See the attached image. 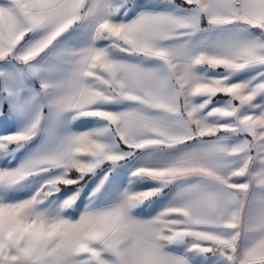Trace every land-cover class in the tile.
<instances>
[{"label": "snow or ice", "instance_id": "obj_1", "mask_svg": "<svg viewBox=\"0 0 264 264\" xmlns=\"http://www.w3.org/2000/svg\"><path fill=\"white\" fill-rule=\"evenodd\" d=\"M176 7L187 15L142 12L128 22H114L107 18L104 0H0V60L13 54L30 33L43 30L16 54L27 64L84 16L96 18L95 38L112 40L104 48L78 50L59 79L42 85L51 89L48 102L56 110L99 117L107 126L69 136L18 168L0 169V183H17L41 165L66 173L75 170L82 178L104 161L115 163L128 153L115 152L100 139L109 132L133 149L218 137L166 166L133 173L162 185L199 178L181 191L176 205L151 220L135 219L129 209L160 188L128 194L123 202L85 211L76 220L39 208L60 191V184L77 183L63 175L47 181L48 190L29 199L0 202V264H190L185 255L166 250L186 239L187 251L218 255L225 264H264V100L255 102L264 96V0H181ZM205 19L209 32L237 27L210 45L163 43L195 35ZM247 28L258 30L259 36L239 35ZM113 49L154 58L160 65L144 67L116 59ZM203 65L230 73L259 70L247 81L230 82L229 76L198 74L197 66ZM200 96L207 99L195 102ZM213 97L227 99L201 115ZM119 100L134 106L120 112L93 108ZM246 105L258 111H248ZM207 116L227 122L210 123ZM221 133L243 138L230 145L222 142L227 136ZM31 135L34 132L27 131L0 138V147ZM240 177L247 179L236 182ZM77 196L65 198L60 209L72 206ZM242 238L250 241L246 247L240 244Z\"/></svg>", "mask_w": 264, "mask_h": 264}, {"label": "rangeland", "instance_id": "obj_2", "mask_svg": "<svg viewBox=\"0 0 264 264\" xmlns=\"http://www.w3.org/2000/svg\"><path fill=\"white\" fill-rule=\"evenodd\" d=\"M152 1L104 0L108 6L107 18L114 22H121L134 4ZM88 2L91 3V0ZM96 24L95 17L84 16L57 37L48 49H60L59 51L63 52L68 51L70 46L77 52L88 46L104 48L111 45L110 38H95ZM42 32L43 30L30 33L25 40L21 41L13 54L0 60V113H4V115H0V138L18 132H34V135H31L28 140L8 143L5 147H0V169L18 168L51 152L63 139L69 136L102 129L108 124L107 121L99 117L77 116L74 111H58L49 104L51 89L46 90L42 85L56 81L63 74V72H52V50L47 51L48 49H46L27 64L16 59V54L30 46ZM74 35L75 39H71L70 37ZM68 39H70L69 44ZM116 50L113 49V51ZM157 65L159 66V64ZM216 75L227 74L221 72L214 74V76ZM205 99L207 97H204ZM226 99L227 97L220 100ZM122 102L123 108H129L131 105V102L119 100L98 103L93 108L119 112V107H121L119 104ZM34 124L35 128H33ZM100 139L112 146L113 151L121 154L128 153V155H124L123 159L115 163L104 161L91 172L84 174L82 178H79L80 173L75 170L66 173L63 168L59 167L37 166L31 175L17 183L10 185L0 183V202H19L29 199L40 190L47 191L49 187L47 181L63 175L68 179L77 180V183L60 184V191L45 198L38 207L48 209L51 213L60 211L61 216L76 220L85 211L117 205L123 202L128 194L154 188H160L159 192L164 191L168 184L162 185L159 181L158 184L153 185L158 180L147 175H133V173L137 169L145 167L144 164L149 161L153 163L166 162L168 165L201 142L216 140L207 137L200 138L201 141L198 140L197 144L187 141L174 146H148L142 149H133L124 145L120 138L113 135L112 132L105 134ZM86 159L91 158L87 157ZM41 168L45 170H40ZM75 193H78V196L74 204L61 210L60 206L63 200ZM154 197L157 201L159 193L153 195L152 198L154 199ZM150 201L154 203L153 200ZM150 201L146 206L144 200L131 207L129 215L139 220L154 219L155 205L153 204L151 207ZM249 242L248 239L242 238L240 244L242 247H246ZM166 250L173 253L179 251L178 242L172 243L170 248L167 245ZM189 255L191 263L225 264L222 257L212 253H205L203 256L192 250L189 251Z\"/></svg>", "mask_w": 264, "mask_h": 264}, {"label": "crops", "instance_id": "obj_3", "mask_svg": "<svg viewBox=\"0 0 264 264\" xmlns=\"http://www.w3.org/2000/svg\"><path fill=\"white\" fill-rule=\"evenodd\" d=\"M179 3H181V0H174V2H171V0H153L152 2L134 4L131 7L130 12L125 15V18L121 22H128L134 19L137 15H139L142 12H152V13L165 12V13H172L176 15H187V12L183 8L176 7V5ZM236 27L237 26L235 25H229V26H226L224 29H214L209 32L206 30L208 28V25H207V20L205 19L201 21L202 31L190 37L189 36H176L168 41H164L163 43L165 45H175V44H181V43L188 41L190 42V45H198L203 41L204 43L210 45L214 43L216 40H218L219 38H221L223 35H225L227 32L235 31ZM239 35L245 38H253L254 36H259V31L255 29L247 28L246 30L239 32ZM70 38L75 39V35L71 36ZM67 42L69 44L70 39H68ZM51 50L52 48L48 49L47 51H51ZM59 50L60 49L52 50L53 52L51 54L52 56V63H51L52 66L51 67H52L53 73L63 72L64 69L69 66V62L75 58L73 54L76 51L73 48L71 49L70 46H69L68 51L61 52L62 50L61 51ZM111 55L116 59L127 60L132 63L140 64L141 66H144V67H158L157 64L160 65V62L154 58H145V57L135 55V54H128V53L120 52L118 49L116 51L112 50ZM258 70H259L258 68L253 67V68L239 70V71L230 73L226 71L225 69H223L222 67L213 69L207 65H203V66H197L196 68L197 73L205 77H218L219 75L214 76V74L225 72L227 75H223V76H229L230 82L247 81L251 77L256 75V72ZM257 79H259V77H257ZM262 100H264V96L257 97L255 102L260 103ZM203 101H204L203 96L195 98V102L197 103H201ZM225 101L226 100H220V99L216 100L213 97L211 103H209L204 109H202L201 115H205L208 111H210L212 108L216 106L223 105ZM119 105H121V107H119V112L125 111L129 109L130 107L134 106L131 104L129 108H123L122 107L123 102L120 103ZM245 108L248 111H258V109H252L247 105L245 106ZM207 121L210 123L227 122L226 120L218 119L217 117H214V116H207ZM220 135L227 136V139H225L222 142L226 144H230V145L240 142V140L243 138L242 134L221 133ZM204 138H207V137H204ZM210 138L218 139V137H210ZM199 139L200 138H196L195 140H191V141L197 144ZM200 141L201 140H199V142ZM166 164H167L166 162H154L153 163L152 161H149V163L147 162L144 165L145 167L147 166L149 168V167H161V166H165ZM234 179L236 180V182H244L247 179V177H240V178H234ZM198 180H199L198 177H188V178H181V179L172 181L168 183V186L165 188L164 191L158 192L159 197L157 201L155 197L154 199L152 198L153 196H151L148 199H145L146 201L145 206L146 204H148V201L150 200L154 201V203L150 201V204H151V207H153V204L155 205L154 218H156L161 213H163L168 207L176 205L179 201V194L181 193V191L185 187H187L189 184L196 183ZM158 182L159 181H156L153 185L158 184ZM178 244H179L180 250L174 253L185 255L189 259L190 255H189V251H187V249L189 248V243L187 239L184 241L178 242ZM168 246L170 248L172 244H169ZM201 255L205 256V253H201ZM190 264H195V263H191L190 261Z\"/></svg>", "mask_w": 264, "mask_h": 264}]
</instances>
